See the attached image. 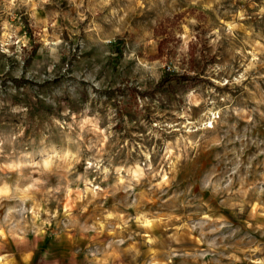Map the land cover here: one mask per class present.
I'll return each instance as SVG.
<instances>
[{
	"label": "rangeland",
	"instance_id": "374dc122",
	"mask_svg": "<svg viewBox=\"0 0 264 264\" xmlns=\"http://www.w3.org/2000/svg\"><path fill=\"white\" fill-rule=\"evenodd\" d=\"M203 4L212 8L201 12ZM185 7L186 0H0V226L25 232L24 241L15 247L4 242L0 264L264 260V237L259 231L250 236L259 251H249L252 245L246 240L237 245L243 249L236 252L239 260L226 259L231 250L221 248L201 261L197 254L207 245L191 236L177 244L168 239L167 230L157 228L152 235L158 239L148 244L133 235L132 230L142 231L135 224L113 233L116 221L103 220L107 212H131L128 205L136 193L155 210L159 201L147 197L146 183L136 185L133 176L137 169L147 174L150 166L167 171L165 153H180L184 138H191L177 130L182 123L178 116L187 118L186 114L168 103V94L154 89L166 69L152 62L157 49L147 46L146 40H156L157 48L164 42L167 70L183 71L195 61L197 69L203 66L200 78L208 84L230 68L243 71L244 57H232L235 49L250 51L245 39L264 43V14H259L264 0H202L196 9L182 13ZM238 9L244 10L245 19L234 20ZM189 13H193L188 17L191 23L183 19ZM227 22L237 25L235 39L226 35ZM181 23L187 28L183 40ZM191 35L195 40L184 54L180 49ZM210 58L215 63H206ZM260 60L264 61V54ZM257 74L255 82L246 80L237 86L245 96L264 90V64L253 70L252 75ZM239 119L243 124L242 115ZM97 127L102 130L99 135L93 133ZM240 131L247 141V129ZM100 135L106 144L97 155ZM250 143L264 148V137L257 141L254 136ZM207 144L202 142L201 154L210 153L220 161L222 151ZM89 163L93 168L87 167ZM214 172L215 167L201 182H209ZM192 175L188 167L177 172V178L185 181ZM119 179L125 183L119 184ZM129 182L132 195L125 191ZM93 188L95 196L85 191ZM37 213L39 221L33 226ZM230 213L229 209L225 215ZM43 220L49 222L41 225ZM249 220L246 214L243 220L233 216L229 223L247 228ZM98 222L105 227L98 229ZM120 239L125 242L118 245ZM173 251L192 255L171 256Z\"/></svg>",
	"mask_w": 264,
	"mask_h": 264
},
{
	"label": "clouds",
	"instance_id": "9594fccd",
	"mask_svg": "<svg viewBox=\"0 0 264 264\" xmlns=\"http://www.w3.org/2000/svg\"><path fill=\"white\" fill-rule=\"evenodd\" d=\"M201 3L202 0H186V7L181 12L196 9ZM211 8L212 4H203L200 11ZM191 14L193 13H189L183 19L191 23L188 19ZM259 14H264V7L259 9ZM235 19H245L243 9L237 10ZM221 23L226 22L221 21ZM236 27L235 23L227 22L226 35L235 39L233 31ZM180 28V38L183 40V32L187 30L186 24L181 23ZM219 31L220 29L213 30L214 33H219ZM194 40V35L189 36L188 42L184 43L180 51L187 54L190 51L188 44ZM163 43L160 41V47L157 48L156 40L151 38L146 40L147 46L157 49L152 62L165 66L166 71L161 80L166 76L174 79L186 78L183 86L168 94L167 99L169 104L177 105L179 113L186 114L187 118L185 115L178 116L182 123L177 130L189 133L191 138H184V148L180 153L171 151L165 153L164 159L169 166L167 171L163 166L159 170L150 166L147 174L137 169V173L133 176L136 185L146 183L147 190L144 194L147 197L159 201L155 210L147 208L139 199L140 194L136 193L137 198L128 205L131 212H107L103 220L105 222L116 221L112 227L113 233L117 230L130 229L131 225L135 224L142 231L132 230L133 235L142 236L148 244L158 239L152 235L157 228L167 230L168 239L177 244L181 243L182 237L191 236L201 245H207V250H202L197 254L201 261H204V257L209 254L215 256L217 250L221 248L224 251L231 250L225 257L226 259L239 260L236 252L243 249H239L237 245H242L247 240L249 245H252L248 250L257 252L260 248L255 245L254 237L250 239V236L259 231V234L264 237V148H254L250 143L254 136L257 141L264 137V90L245 96L237 87L243 86L246 80L256 81L259 74L254 76L252 73L258 64H264V61L260 60V56L264 54V43L249 42L245 39L244 43L248 45L250 51L245 53L240 49H235L232 57L234 59L235 54L244 57V60L240 62V68L243 71L230 68L224 76L212 81L216 87L200 79L203 66L197 69L195 61H192L191 67H186L183 71L167 70V53L163 50ZM249 56L251 59H248ZM206 63L211 65L215 63V60L210 58ZM241 115L244 120L243 124H240ZM242 128L247 129V141L241 134L240 129ZM90 131L93 130L90 129ZM101 132L102 130L97 127L93 133L99 135ZM205 140L208 141L207 147L222 151L220 161L213 159L210 153L201 154L199 149ZM98 144L97 155L103 151L106 144L102 136ZM87 167L93 168V164L89 163ZM99 167V160H97L95 168L99 170ZM185 167L190 168L194 173L186 181L177 178V172ZM213 167H215V172L209 182L202 183L201 177ZM103 171L106 176L108 169L105 168ZM119 171L121 169H117V172ZM118 183L124 184L125 181L119 179ZM89 190L95 196L97 189H86L85 191ZM125 191L129 195L133 194L131 182ZM178 191L181 195H177ZM229 209L231 213L225 215ZM246 210L251 211L246 212ZM246 214L250 217L247 228L239 225L233 228L229 223L233 216L243 220ZM36 221H39V213L33 216V226L36 225ZM48 222V220H43L40 224L45 225ZM8 223L10 224L11 221ZM104 227V222H98V229ZM24 239L25 232L22 229L6 230V225L0 226V250H3L4 242L15 247ZM128 239H132V235ZM226 241L230 243H225ZM124 242L123 239L116 241L118 245ZM111 247L109 244L106 252ZM223 254V252L220 253V255ZM9 255L12 253L9 252ZM176 255L191 256L192 254H178L175 251L171 253V256ZM2 260L3 258L0 257V262ZM166 264H171L170 258ZM205 264H217V262L213 260ZM252 264H264V260H253Z\"/></svg>",
	"mask_w": 264,
	"mask_h": 264
},
{
	"label": "trees",
	"instance_id": "16d2710c",
	"mask_svg": "<svg viewBox=\"0 0 264 264\" xmlns=\"http://www.w3.org/2000/svg\"><path fill=\"white\" fill-rule=\"evenodd\" d=\"M185 79L186 78L183 77L174 79L166 76L163 80H160L161 82L158 85L157 84L154 85V89L156 91L162 92L163 94H171L172 92L175 91L176 88L183 86Z\"/></svg>",
	"mask_w": 264,
	"mask_h": 264
}]
</instances>
